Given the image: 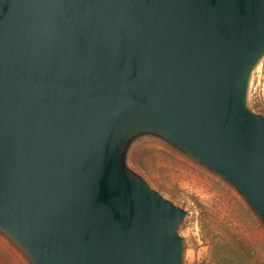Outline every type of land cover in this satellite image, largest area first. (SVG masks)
Returning a JSON list of instances; mask_svg holds the SVG:
<instances>
[{"label": "water", "instance_id": "95a60500", "mask_svg": "<svg viewBox=\"0 0 264 264\" xmlns=\"http://www.w3.org/2000/svg\"><path fill=\"white\" fill-rule=\"evenodd\" d=\"M263 59L264 0H0V239L25 264H185L188 212L130 161L146 141L264 236Z\"/></svg>", "mask_w": 264, "mask_h": 264}, {"label": "rangeland", "instance_id": "374dc122", "mask_svg": "<svg viewBox=\"0 0 264 264\" xmlns=\"http://www.w3.org/2000/svg\"><path fill=\"white\" fill-rule=\"evenodd\" d=\"M247 101L254 113L264 116V59L252 74ZM142 144L132 152V166L153 189L188 212L179 227L185 264H264L263 233L233 190L165 148ZM0 264L25 262L0 239Z\"/></svg>", "mask_w": 264, "mask_h": 264}, {"label": "crops", "instance_id": "0c3cea01", "mask_svg": "<svg viewBox=\"0 0 264 264\" xmlns=\"http://www.w3.org/2000/svg\"><path fill=\"white\" fill-rule=\"evenodd\" d=\"M264 242V241H263ZM264 244V243H263Z\"/></svg>", "mask_w": 264, "mask_h": 264}]
</instances>
